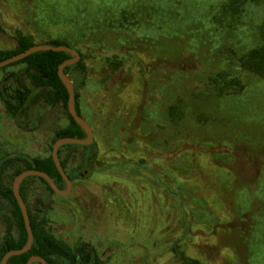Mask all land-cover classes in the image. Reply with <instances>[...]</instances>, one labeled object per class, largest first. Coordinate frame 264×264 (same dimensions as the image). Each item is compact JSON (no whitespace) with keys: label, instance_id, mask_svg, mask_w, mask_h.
Returning a JSON list of instances; mask_svg holds the SVG:
<instances>
[{"label":"rangeland","instance_id":"374dc122","mask_svg":"<svg viewBox=\"0 0 264 264\" xmlns=\"http://www.w3.org/2000/svg\"><path fill=\"white\" fill-rule=\"evenodd\" d=\"M30 1L0 0V51L16 50L19 33L29 34ZM57 1L62 8L69 0ZM224 1L79 0L92 20L82 16L74 29L41 28L53 39L63 40L66 31L69 40L68 33L86 34L97 44L80 47L85 55L79 62L91 71L89 83L75 89L94 130L93 148L62 149L66 169L74 173L71 193L52 194L37 179L24 185L28 210L58 240L72 248L91 244L104 264H183L174 252L182 240L178 250L203 264H264V203L252 187L264 161V79L248 76L241 93L207 97L198 63L204 51L213 68L226 65L230 48L239 46L241 53L249 41L244 34H218L213 15ZM42 3V15L55 14L51 2ZM260 4L249 9L255 25L264 20V0ZM196 5L203 11L194 21L188 13ZM132 36L149 45L129 46ZM209 37L216 42L204 47ZM163 46L182 58L159 70L152 62ZM116 55L134 62L116 73L98 66L99 59ZM24 68L0 69V157L43 158L58 141L55 132L70 125L64 106L40 102L18 123L7 113L1 91L11 93L17 80L31 86L19 76ZM68 76L73 83L78 78L74 70ZM177 105L185 117L174 123L169 110ZM24 169L10 164L3 184L13 187L16 171ZM232 170L239 172L236 180ZM10 216V210L0 215V246ZM255 224L262 233L246 241Z\"/></svg>","mask_w":264,"mask_h":264},{"label":"trees","instance_id":"16d2710c","mask_svg":"<svg viewBox=\"0 0 264 264\" xmlns=\"http://www.w3.org/2000/svg\"><path fill=\"white\" fill-rule=\"evenodd\" d=\"M43 1L44 0H31L30 3H27L25 7L29 9L27 13L30 25L28 27L29 34H25L24 32L19 33L16 50L0 51V62L21 54L31 47L40 44L68 46L75 49L83 56L85 54H83V50L80 48L82 45L87 43L94 47L97 45L92 44L89 36L86 34L68 33V35L72 37L69 40L68 36L65 35L66 31H64L60 36L63 39L61 40L58 38L53 39V37H51V31L49 32L50 29H47L46 31L41 29L45 27L56 28L60 25L62 26V24L74 29L71 25L74 27L78 26L80 17L86 15V20H92L91 17H93V15L88 13L89 7L87 5L80 7L81 4L79 0H69L67 3L64 2L63 5H61L62 8H58L55 5L58 6L60 1L48 0L51 2V7L55 8V14L46 13L47 15L45 16L44 14H41V9H43L41 4H43ZM260 2H262V0H225L213 15L214 23L217 24L216 30L219 35L222 36L223 34H226L228 37H223L234 39L240 34H244L247 36V39L249 38V41L242 44L243 47L240 48L241 53L236 51V48H239V46H236L233 49L230 48L232 55L229 58L231 59H229L226 65L223 64L217 68H213V59L208 56L206 52L201 51L202 55L198 54V63L202 66V75L204 77L203 82L207 97L211 96L212 98H219L241 93L246 88V77L248 76H256L264 79V20L259 23V25H255L251 22L250 17L252 11L249 10L251 6L261 5ZM199 4H202V2H199ZM199 7L200 6L198 5L193 6V9L191 8V11L188 13L194 21H197L201 11H203H200ZM42 16L44 17L41 18ZM202 22L205 23L204 20ZM37 24L38 26H36ZM117 31L127 33L128 35H131L132 33L129 29H117ZM126 41L129 46L137 49L149 45V42H144L139 37L134 36L131 37V43L128 39H126ZM166 41L167 39H164V42ZM215 42L216 40L214 38L209 37L204 47L208 46L210 48ZM129 46L127 47L129 48ZM123 51L127 53L128 49L124 48ZM161 51H163L161 56L152 62L153 65H157L159 70H166L169 68V65L181 61L180 59L182 58V55L179 54V51L176 55V52L173 53L171 50V54L168 55V48L164 46ZM236 55L238 56L237 62L232 60ZM72 57L71 54L66 52L40 51L31 54L20 62L2 68L6 69L12 66L24 65L25 68L19 73V76H26L30 81L31 86H27L17 80L16 88L12 89L11 93H7V89L5 88L1 91V98L5 104L6 111L17 123L23 115L28 113L34 105L40 102L54 108L64 106L68 111L70 125L67 128H62L56 131V138L58 140L61 138H87L86 132L76 123L69 113V92L59 76V67ZM131 61L132 60H127V58L120 55H116L113 57H106L104 60L99 59L98 66H103V68L108 69L113 68L114 73H116L124 69ZM149 66H151V64ZM73 70L76 71L78 75V78L74 81L75 83H73L75 89L78 88V85H82L83 87L89 83L88 75L91 70L87 68V65L82 59L77 64L66 67L65 73L68 75ZM159 73L163 74L165 71H159ZM159 78L161 81H166L163 77ZM75 106L78 114L83 117L82 103L78 93H76ZM169 115L174 123L181 122L185 117L184 112L178 105L170 107ZM81 147L88 152V150L93 148V145H67L62 147L59 151L62 166L72 181L74 179V173L67 171L66 163L61 158L62 149H78ZM89 156L90 154H86V159H88ZM13 162H19L25 166L24 170L16 171L15 177L26 170H39L48 174L61 190L67 189V184L56 167L52 158V153L43 158L32 159L21 153L6 154L0 157V215L7 210H10L11 212V216L7 220L4 240L0 246V262L9 251L24 248L29 240L23 214L14 195L13 187H8L3 184L4 172ZM260 165L261 169L259 171V176L256 179L255 186L252 187H254V193L262 197V202L264 203V161ZM87 166L92 165L88 163ZM232 171L236 180V173L239 172ZM29 179L39 180L46 185L47 189L52 194L56 195L47 181L43 178L29 177L23 181L20 187L24 201L26 199L24 185ZM28 212L34 233L33 247L26 254L12 257L8 264H28L32 257H41L46 260L47 264H104L98 257V253L94 246L85 242L79 243L74 248L67 246L53 236V234L48 232L45 227L40 225L30 210H28ZM185 221L181 220V223L186 226ZM262 230V228H259V225L255 224L254 232L250 233V237L246 236V241H252L255 237H258V235L262 233ZM182 241L178 242V244L182 243ZM178 244H175L174 252L183 264H203L196 259L184 255L183 252L176 247ZM154 251L157 250H151L152 255H154ZM34 264L41 263L35 262Z\"/></svg>","mask_w":264,"mask_h":264},{"label":"water","instance_id":"95a60500","mask_svg":"<svg viewBox=\"0 0 264 264\" xmlns=\"http://www.w3.org/2000/svg\"><path fill=\"white\" fill-rule=\"evenodd\" d=\"M40 51H55V52H66L71 54L73 57L67 61H65L60 67H59V76L66 85L68 92H69V102H68V110L70 115L74 118L77 124H79L83 130L87 134L86 139H79V138H61L59 139L52 151V158L56 164V167L65 180L67 184V189L66 190H61L55 181L45 172L39 171V170H26L23 171L20 175H18L15 179L14 186H13V191L14 195L16 197V200L18 201V204L21 208L24 222L26 225V229L28 232L29 240L26 246L20 250H12L9 251L5 256L3 257L1 264H8L9 260L18 255H23L28 253L34 244V233L32 230L31 226V220L28 212L27 205L21 195L20 187L22 182L29 178V177H40L43 178L47 183L50 185L52 190L60 196H68L73 188V182L72 180L68 177L64 167L62 166L61 159L59 156V151L62 147L67 146V145H81V146H91L94 143V131L91 127V125L81 116L78 114L75 106V98H76V92H75V87L74 84L71 80V78L65 73V68L68 66H73L77 64L81 58V55L78 51L75 49L68 47V46H52L48 44H40V45H35L28 49L27 51L18 54L12 58L6 59L4 61L0 62V69L5 68L11 64H15L17 62H20L24 60L26 57L30 56L33 53L40 52ZM35 262H39L41 264H47L46 260L41 258V257H32L28 264H34Z\"/></svg>","mask_w":264,"mask_h":264},{"label":"flooded vegetation","instance_id":"af4514ba","mask_svg":"<svg viewBox=\"0 0 264 264\" xmlns=\"http://www.w3.org/2000/svg\"><path fill=\"white\" fill-rule=\"evenodd\" d=\"M93 129V128H92ZM94 131V130H93Z\"/></svg>","mask_w":264,"mask_h":264}]
</instances>
